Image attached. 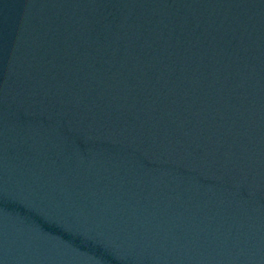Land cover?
I'll use <instances>...</instances> for the list:
<instances>
[{
  "label": "water",
  "instance_id": "95a60500",
  "mask_svg": "<svg viewBox=\"0 0 264 264\" xmlns=\"http://www.w3.org/2000/svg\"><path fill=\"white\" fill-rule=\"evenodd\" d=\"M0 264H264V0H0Z\"/></svg>",
  "mask_w": 264,
  "mask_h": 264
}]
</instances>
